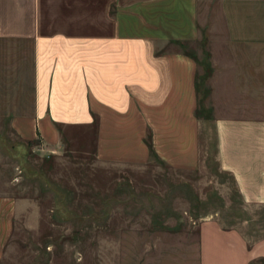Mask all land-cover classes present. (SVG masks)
Wrapping results in <instances>:
<instances>
[{
    "label": "crops",
    "instance_id": "0c3cea01",
    "mask_svg": "<svg viewBox=\"0 0 264 264\" xmlns=\"http://www.w3.org/2000/svg\"><path fill=\"white\" fill-rule=\"evenodd\" d=\"M209 17L242 49L264 53V0H0V39L32 43L33 107L13 117L14 132L51 152L81 148L127 164L148 161L150 133L171 165L197 167L201 129L211 127L221 168L243 198L264 203V117L197 115L198 63L187 47ZM18 211L16 198L0 196V259ZM260 259L264 236L250 242L208 218L189 252L145 264Z\"/></svg>",
    "mask_w": 264,
    "mask_h": 264
},
{
    "label": "rangeland",
    "instance_id": "374dc122",
    "mask_svg": "<svg viewBox=\"0 0 264 264\" xmlns=\"http://www.w3.org/2000/svg\"><path fill=\"white\" fill-rule=\"evenodd\" d=\"M207 20L187 47L198 63L197 115L264 117V53ZM33 81L32 43L0 39V196L19 209L0 264H145L189 252L208 218L250 242L264 236V203L243 198L221 168L214 129H201L197 167L171 165L150 133L144 164L100 161L81 148L51 152L13 130V117L32 111Z\"/></svg>",
    "mask_w": 264,
    "mask_h": 264
},
{
    "label": "trees",
    "instance_id": "16d2710c",
    "mask_svg": "<svg viewBox=\"0 0 264 264\" xmlns=\"http://www.w3.org/2000/svg\"><path fill=\"white\" fill-rule=\"evenodd\" d=\"M252 264H264V259H260L258 262Z\"/></svg>",
    "mask_w": 264,
    "mask_h": 264
}]
</instances>
